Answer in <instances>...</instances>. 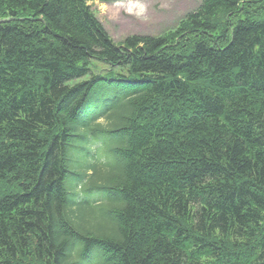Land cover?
Segmentation results:
<instances>
[{
	"label": "trees",
	"instance_id": "1",
	"mask_svg": "<svg viewBox=\"0 0 264 264\" xmlns=\"http://www.w3.org/2000/svg\"><path fill=\"white\" fill-rule=\"evenodd\" d=\"M260 6L170 45L115 42L89 0H0V264H264Z\"/></svg>",
	"mask_w": 264,
	"mask_h": 264
},
{
	"label": "rangeland",
	"instance_id": "2",
	"mask_svg": "<svg viewBox=\"0 0 264 264\" xmlns=\"http://www.w3.org/2000/svg\"><path fill=\"white\" fill-rule=\"evenodd\" d=\"M203 0H89L91 10L104 25L115 42L121 43L135 34L164 37L170 45L182 44V32L190 30L189 13L197 9ZM264 0H252L241 8L219 10L210 18L214 29L197 31L195 38L219 36L236 18L255 17ZM261 12H264L262 7ZM190 31V32H189ZM186 35V34H185ZM216 38V37H215ZM94 73L108 74L110 67L100 60L90 63ZM100 145V142L95 145Z\"/></svg>",
	"mask_w": 264,
	"mask_h": 264
}]
</instances>
